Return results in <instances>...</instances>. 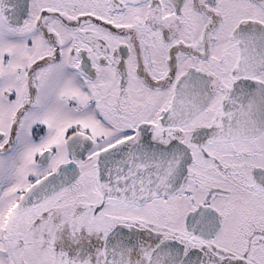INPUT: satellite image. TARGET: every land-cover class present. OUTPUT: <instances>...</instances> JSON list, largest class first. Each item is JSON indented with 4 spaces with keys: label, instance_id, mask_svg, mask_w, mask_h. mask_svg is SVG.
Masks as SVG:
<instances>
[{
    "label": "snow or ice",
    "instance_id": "snow-or-ice-1",
    "mask_svg": "<svg viewBox=\"0 0 264 264\" xmlns=\"http://www.w3.org/2000/svg\"><path fill=\"white\" fill-rule=\"evenodd\" d=\"M0 264H264V0H0Z\"/></svg>",
    "mask_w": 264,
    "mask_h": 264
}]
</instances>
